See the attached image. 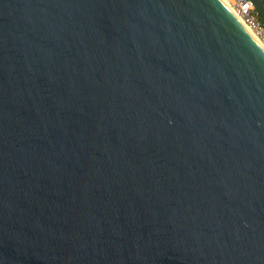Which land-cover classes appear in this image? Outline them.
I'll list each match as a JSON object with an SVG mask.
<instances>
[{
  "label": "water",
  "instance_id": "water-1",
  "mask_svg": "<svg viewBox=\"0 0 264 264\" xmlns=\"http://www.w3.org/2000/svg\"><path fill=\"white\" fill-rule=\"evenodd\" d=\"M0 264H264V47L224 0H0Z\"/></svg>",
  "mask_w": 264,
  "mask_h": 264
},
{
  "label": "built area",
  "instance_id": "built-area-1",
  "mask_svg": "<svg viewBox=\"0 0 264 264\" xmlns=\"http://www.w3.org/2000/svg\"><path fill=\"white\" fill-rule=\"evenodd\" d=\"M225 1V0H224ZM227 5L242 24L256 37L264 47V22L251 0H226ZM225 1V2H226Z\"/></svg>",
  "mask_w": 264,
  "mask_h": 264
},
{
  "label": "bare ground",
  "instance_id": "bare-ground-1",
  "mask_svg": "<svg viewBox=\"0 0 264 264\" xmlns=\"http://www.w3.org/2000/svg\"><path fill=\"white\" fill-rule=\"evenodd\" d=\"M226 1V0H225ZM226 4H227V1H226ZM229 5V4H228Z\"/></svg>",
  "mask_w": 264,
  "mask_h": 264
},
{
  "label": "trees",
  "instance_id": "trees-1",
  "mask_svg": "<svg viewBox=\"0 0 264 264\" xmlns=\"http://www.w3.org/2000/svg\"><path fill=\"white\" fill-rule=\"evenodd\" d=\"M262 20V19H261Z\"/></svg>",
  "mask_w": 264,
  "mask_h": 264
}]
</instances>
